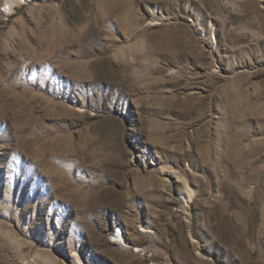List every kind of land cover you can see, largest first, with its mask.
I'll return each instance as SVG.
<instances>
[{
    "label": "rangeland",
    "instance_id": "1",
    "mask_svg": "<svg viewBox=\"0 0 264 264\" xmlns=\"http://www.w3.org/2000/svg\"><path fill=\"white\" fill-rule=\"evenodd\" d=\"M9 8L0 264H264V0Z\"/></svg>",
    "mask_w": 264,
    "mask_h": 264
},
{
    "label": "bare ground",
    "instance_id": "2",
    "mask_svg": "<svg viewBox=\"0 0 264 264\" xmlns=\"http://www.w3.org/2000/svg\"><path fill=\"white\" fill-rule=\"evenodd\" d=\"M14 1H16V0H6V8H9V7H11V4L14 2ZM10 9V8H9ZM153 25L154 24H157V23H152ZM199 28L200 29H204L203 28V26L202 25H200L199 24ZM214 34H212V36H213ZM159 171H160V173H163V174H171V175H173L172 173H171V170L169 169V168H167V166H165V165H162L161 167H159ZM166 181H170V178L169 177H166ZM183 199H184V201H185V203H186V206H190V203L194 200V197H195V191L191 188V186H189L187 183H186V186H185V189L183 190ZM141 230L142 231H144V232H150V231H152L151 229H148V228H146V227H144V226H141ZM114 237H115V239H114V241H113V243H115V244H119V245H122V246H124V247H126V248H131V249H133V247H135V246H132V245H130L127 241H126V239L122 236V231H121V229H117L115 232H114V234H112ZM123 237V238H122ZM17 241V240H16ZM137 247V246H136ZM139 251L138 252H140V251H143V250H141L140 248L138 249ZM134 251V250H133ZM36 256L38 257V258H40V259H42V260H44V261H47L48 263H50V264H58L57 263V261L56 260H54V259H52V258H50V256L49 255H47L46 253H44V252H38L37 254H36ZM74 256H75V260H77L80 264H86L85 262H83V260L81 259V257L78 255V254H74Z\"/></svg>",
    "mask_w": 264,
    "mask_h": 264
}]
</instances>
